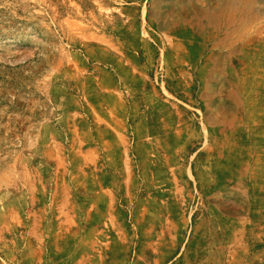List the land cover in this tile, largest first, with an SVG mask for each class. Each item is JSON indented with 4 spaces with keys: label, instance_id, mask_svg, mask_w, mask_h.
<instances>
[{
    "label": "rangeland",
    "instance_id": "obj_1",
    "mask_svg": "<svg viewBox=\"0 0 264 264\" xmlns=\"http://www.w3.org/2000/svg\"><path fill=\"white\" fill-rule=\"evenodd\" d=\"M0 264H264V0H0Z\"/></svg>",
    "mask_w": 264,
    "mask_h": 264
}]
</instances>
